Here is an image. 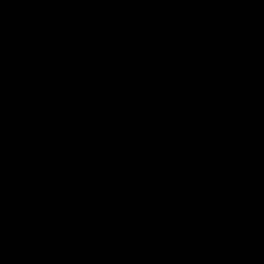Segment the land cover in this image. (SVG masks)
Instances as JSON below:
<instances>
[{
    "label": "water",
    "instance_id": "water-1",
    "mask_svg": "<svg viewBox=\"0 0 264 264\" xmlns=\"http://www.w3.org/2000/svg\"><path fill=\"white\" fill-rule=\"evenodd\" d=\"M1 4L7 12V3ZM186 6L171 9L177 13L170 17L186 18V27L195 22L186 43L199 51L202 64L187 66L177 95L171 96L163 75H144L133 63L138 48L131 51L125 43L141 37L146 42L141 47H148L142 66L153 69L160 61L155 56L174 50L162 51L167 37L161 24L155 18L143 23L141 15L127 10H103L99 16L115 18L118 28L136 37L120 34L123 43L98 48L97 62L87 59L84 71L98 76V90L84 84L85 77L48 87L27 74L22 78L31 84L18 91L0 73V115L17 120L34 109L56 128L43 142L34 139L40 148L32 149L36 159L49 168L76 171L63 184L67 198L60 195L48 206L53 213L31 214L45 206L40 203L29 214L0 210V264H264V0H188ZM127 15L132 17L123 26ZM258 25L259 35L248 32ZM63 30L68 35L67 26ZM116 48L120 56L114 57ZM205 82L200 92L198 85ZM65 86L66 100L32 103L25 97L31 92L44 97ZM89 88L105 95L96 98L85 92ZM187 94L197 101L190 111H179ZM123 96L129 110L134 103L148 107L134 121L138 135L130 134L136 131L134 115L126 120L107 111L112 101L93 107L97 99ZM5 121L0 118V169L9 167L10 175L0 174V195L13 199L23 181L33 184L37 172L8 152L12 148L3 135L16 125ZM10 133L18 144L28 134ZM77 192L85 195L83 201L71 199ZM60 205L74 210L57 215Z\"/></svg>",
    "mask_w": 264,
    "mask_h": 264
}]
</instances>
